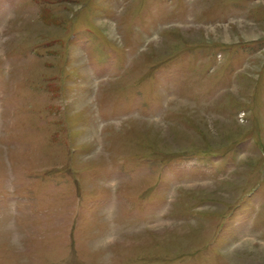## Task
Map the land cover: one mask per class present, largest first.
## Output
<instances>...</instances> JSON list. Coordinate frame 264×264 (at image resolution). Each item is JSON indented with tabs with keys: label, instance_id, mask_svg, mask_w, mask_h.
Instances as JSON below:
<instances>
[{
	"label": "rangeland",
	"instance_id": "obj_1",
	"mask_svg": "<svg viewBox=\"0 0 264 264\" xmlns=\"http://www.w3.org/2000/svg\"><path fill=\"white\" fill-rule=\"evenodd\" d=\"M0 264H264V0H0Z\"/></svg>",
	"mask_w": 264,
	"mask_h": 264
}]
</instances>
